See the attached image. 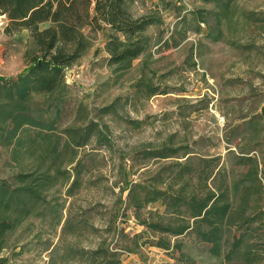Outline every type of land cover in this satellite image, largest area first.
Listing matches in <instances>:
<instances>
[{"label": "rangeland", "instance_id": "374dc122", "mask_svg": "<svg viewBox=\"0 0 264 264\" xmlns=\"http://www.w3.org/2000/svg\"><path fill=\"white\" fill-rule=\"evenodd\" d=\"M128 3L134 15L156 19L147 51L115 72L103 33L85 27L92 46L66 69L70 90L57 137L44 141L28 131L22 146H0V180L11 191L26 185L18 174L41 175V155L57 166L41 200L20 207L5 200L0 216L15 226L0 264H229L196 229L173 236L160 228L192 224L187 205L166 212L162 198L142 203L147 189L205 196L224 184L232 214L252 215L243 242L252 255L240 253L235 264H264V0H231L215 38L214 2ZM3 23L0 16V76L13 77L27 67L30 32L7 35ZM240 148H255L258 177L253 162L239 160ZM187 161L194 168L186 181L179 171ZM240 228L228 237L246 224Z\"/></svg>", "mask_w": 264, "mask_h": 264}, {"label": "trees", "instance_id": "16d2710c", "mask_svg": "<svg viewBox=\"0 0 264 264\" xmlns=\"http://www.w3.org/2000/svg\"><path fill=\"white\" fill-rule=\"evenodd\" d=\"M203 1L214 2L220 9L215 8L219 12L214 15L215 26H209L210 37H218L221 32L217 23H221L231 0ZM0 16L6 17L3 29L7 35L29 30L33 49L27 51V67L21 73L13 77L0 76V146H12L13 150L22 146L24 133L28 131H31L33 138L39 136L44 141L57 137L58 134L53 132L58 127L57 122L70 90L66 81V69L77 64L92 46V37L84 31L85 27H90L91 32L103 33L106 39L104 49L109 54L108 64L118 72L130 67L136 58L147 51L151 36L146 31L150 25L157 23L154 16L134 15L128 0H0ZM44 24L46 26L41 28ZM36 96L40 99H36ZM234 141L229 140V143L234 144ZM84 142L76 141L79 146L84 145ZM180 149L174 148L172 152L177 153ZM168 150L169 148L162 150L160 156L166 157ZM254 150L255 148H240L238 158L241 162H253L254 174L258 177L259 161ZM55 152H58L57 146ZM191 152L189 150L185 154ZM40 158V165L44 168L37 171L41 175H17L26 183L21 190L14 188L11 191L10 186L0 180V211L7 198L15 200L18 207L28 199L32 200L30 206L41 200L42 191L52 183V171L57 166L55 162V165L46 164V155H41ZM183 165L179 175L187 181L192 176L194 167L190 161ZM228 187L226 184L218 186L215 192L205 196L196 192L185 196L180 191L169 197L166 196V191L152 188L147 189L142 203L162 198L165 200L166 212L172 206L175 210L182 211V207L187 205L192 224L186 220L181 224L162 225L160 228L173 236L196 229L200 240L208 244L212 254L224 256V262L235 264L240 253L243 257L252 255L253 249L250 246L243 248L245 236L251 231L252 215L246 218V211L238 216L232 214L233 201L228 196ZM244 224L246 230L231 240L228 237L231 229H242L240 227ZM14 226L13 219L0 216V249L5 247L7 232ZM225 245L229 246L228 250H225Z\"/></svg>", "mask_w": 264, "mask_h": 264}, {"label": "crops", "instance_id": "0c3cea01", "mask_svg": "<svg viewBox=\"0 0 264 264\" xmlns=\"http://www.w3.org/2000/svg\"><path fill=\"white\" fill-rule=\"evenodd\" d=\"M5 18H6V17L4 16V22H5V20H6ZM24 30L29 31V30H27V29H24ZM22 31H23V30H22ZM18 32H20V31H18ZM14 34H15V33H14Z\"/></svg>", "mask_w": 264, "mask_h": 264}]
</instances>
